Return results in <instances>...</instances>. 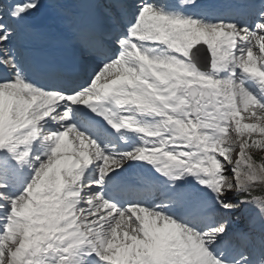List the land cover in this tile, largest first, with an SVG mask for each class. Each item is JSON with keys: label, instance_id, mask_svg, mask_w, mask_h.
<instances>
[{"label": "snow or ice", "instance_id": "snow-or-ice-1", "mask_svg": "<svg viewBox=\"0 0 264 264\" xmlns=\"http://www.w3.org/2000/svg\"><path fill=\"white\" fill-rule=\"evenodd\" d=\"M44 6L0 0V264H264V0L57 3L103 15L41 67Z\"/></svg>", "mask_w": 264, "mask_h": 264}, {"label": "rangeland", "instance_id": "rangeland-1", "mask_svg": "<svg viewBox=\"0 0 264 264\" xmlns=\"http://www.w3.org/2000/svg\"><path fill=\"white\" fill-rule=\"evenodd\" d=\"M238 151V150H237ZM263 152V151H262ZM251 214H255L254 212H251ZM248 215H250V214H248ZM240 218H242V216H240Z\"/></svg>", "mask_w": 264, "mask_h": 264}, {"label": "trees", "instance_id": "trees-1", "mask_svg": "<svg viewBox=\"0 0 264 264\" xmlns=\"http://www.w3.org/2000/svg\"><path fill=\"white\" fill-rule=\"evenodd\" d=\"M259 156V155H258ZM261 157H264V155H262ZM261 157H258V158H261Z\"/></svg>", "mask_w": 264, "mask_h": 264}]
</instances>
